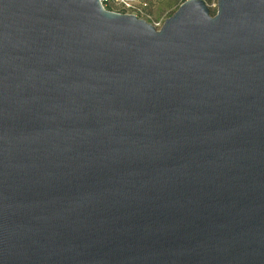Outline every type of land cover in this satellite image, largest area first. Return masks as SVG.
Wrapping results in <instances>:
<instances>
[{"label": "water", "instance_id": "water-1", "mask_svg": "<svg viewBox=\"0 0 264 264\" xmlns=\"http://www.w3.org/2000/svg\"><path fill=\"white\" fill-rule=\"evenodd\" d=\"M0 264H264V0H0Z\"/></svg>", "mask_w": 264, "mask_h": 264}, {"label": "rangeland", "instance_id": "rangeland-1", "mask_svg": "<svg viewBox=\"0 0 264 264\" xmlns=\"http://www.w3.org/2000/svg\"><path fill=\"white\" fill-rule=\"evenodd\" d=\"M183 0H130L133 8L127 13L137 14L159 28L163 21L169 17ZM212 13L216 10V0H204ZM137 9V10H136Z\"/></svg>", "mask_w": 264, "mask_h": 264}, {"label": "built area", "instance_id": "built-area-1", "mask_svg": "<svg viewBox=\"0 0 264 264\" xmlns=\"http://www.w3.org/2000/svg\"><path fill=\"white\" fill-rule=\"evenodd\" d=\"M99 1L104 8L116 12L127 13L126 10H128L129 8H133V6L130 3V0H99Z\"/></svg>", "mask_w": 264, "mask_h": 264}]
</instances>
